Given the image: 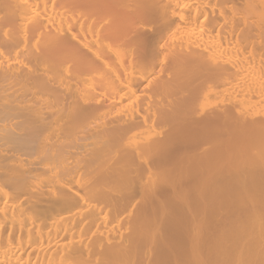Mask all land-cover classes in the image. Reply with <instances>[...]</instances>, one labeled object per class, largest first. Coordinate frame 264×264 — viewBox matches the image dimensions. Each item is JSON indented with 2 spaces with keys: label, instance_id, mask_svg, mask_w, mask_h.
Wrapping results in <instances>:
<instances>
[{
  "label": "bare ground",
  "instance_id": "bare-ground-1",
  "mask_svg": "<svg viewBox=\"0 0 264 264\" xmlns=\"http://www.w3.org/2000/svg\"><path fill=\"white\" fill-rule=\"evenodd\" d=\"M229 2L0 0V264H142L148 247L151 264H264V123L216 142L242 67L222 29L261 33L264 0L235 23ZM193 134L223 154L169 161Z\"/></svg>",
  "mask_w": 264,
  "mask_h": 264
},
{
  "label": "rangeland",
  "instance_id": "rangeland-1",
  "mask_svg": "<svg viewBox=\"0 0 264 264\" xmlns=\"http://www.w3.org/2000/svg\"><path fill=\"white\" fill-rule=\"evenodd\" d=\"M129 3L131 2V1H128ZM133 3V2H132ZM235 3V4H234ZM228 4V7H229V17H232V18H229L230 20H232L231 22L232 23H235L234 21L237 19V18H240V17H242V16H246V10H245V0L243 1V0H230V2L229 3H227ZM238 8H240V9H238ZM238 10H241V11H238ZM232 13V14H231ZM236 13V14H235ZM237 13L238 14H240V15H237ZM227 14H228V12H227ZM231 15V16H230ZM248 16V17H247ZM247 16H246V18H249V15L247 14ZM251 16V15H250ZM243 18V17H242ZM231 23V24H232ZM228 24V23H227ZM230 24V23H229ZM227 31L226 30H223L222 29V46H223V48L222 49H224L223 51H222V62L223 63H225V64H227L228 66L229 65H231V66H240V64L242 65V67H244L245 68V65H246V69H244V68H242L241 66H240V69H244L243 71L242 70H238V73H236V74H234V76L235 77H230V78H232L234 81H232L231 79H229L228 81L227 80H225V82L223 81L222 82V96H220V103H222V120H221V122H220V125H222V140L221 141H216L217 143H218V145L220 144V142H221V144H222V151L225 153L226 152V148H227V146L228 147H230L231 145H232V143H233V140L231 139V135H232V137H233V135L234 134H238V132L240 133V131H241V128H239V127H241V126H248V125H250V126H252L253 124H252V121L253 122H257L258 120L260 121V123H264V91L262 90V89H258V85H257V83L259 84V83H261V84H259V85H264V74H263V72H264V55H263V53H264V30H262V31H260L261 33H249L248 32V34L246 33L245 34V32H243V33H239V32H236V33H233V35L231 34V36H229V35H227V33H226ZM225 33V34H224ZM263 33V34H262ZM238 34H240V35H242V36H240V35H238ZM259 34V35H258ZM179 35H181V32L179 33H177L176 34V32H175V34L173 33V34H171V36L170 37H172V38H170L171 40H170V42H169V39L166 41V44L167 45H169V43L171 44L172 42H174V43H176V42H178L177 40H179L180 41V38H185V36H184V33H183V35H181V36H179ZM263 35V36H262ZM174 36V37H173ZM229 36V37H228ZM245 36V37H244ZM260 36V37H259ZM242 37H244V38H242ZM247 37V38H246ZM258 37V38H257ZM174 38V39H173ZM179 38V39H178ZM225 39V40H224ZM243 39V40H242ZM246 39V40H245ZM249 39V40H248ZM260 39V40H259ZM174 40V41H173ZM227 40H228V43H227ZM242 40V41H241ZM248 40V41H247ZM234 41V42H233ZM235 41H236V43H235ZM246 41H247V43H246ZM232 42V43H231ZM259 42V43H258ZM230 43V44H229ZM244 43V44H243ZM173 44V43H172ZM224 44H226V45H224ZM236 44V45H235ZM238 44H240V45H238ZM248 44V45H247ZM236 47H235V46ZM247 45V46H246ZM233 46H234V48H233ZM238 46V47H237ZM243 46V47H242ZM245 46H246V49H245ZM258 46V47H257ZM261 47H262V51H260L261 50ZM233 48V49H232ZM245 49V50H244ZM253 49H255V50H253ZM258 49V50H257ZM229 51V53H228V51ZM243 50V51H242ZM227 51V52H226ZM241 52V55H240V53H238V52ZM248 52V53H247ZM235 53V54H234ZM229 54V57L227 56ZM233 54V55H232ZM243 54V55H242ZM259 54V55H258ZM236 55V56H235ZM233 56V57H232ZM235 56V57H234ZM237 56H240V57H237ZM244 56V57H243ZM247 56V57H246ZM249 56V57H248ZM257 57V58H256ZM263 57V58H262ZM243 58H244V60H243ZM249 58V59H248ZM256 58V59H255ZM260 58H262V59H260ZM237 59V60H236ZM250 59H251V61H250ZM259 59V60H258ZM238 60H240V61H238ZM263 60V61H262ZM238 62H240V63H238ZM247 62V63H246ZM253 62V63H252ZM260 62V63H259ZM242 63H246V64H242ZM258 64V65H257ZM257 65V66H256ZM260 65V66H259ZM250 67V68H249ZM263 67V68H262ZM252 68V69H251ZM256 68V69H255ZM258 69H259V72H260V74H261V76H260V74H259V72H258ZM263 71H262V70ZM242 71V72H241ZM245 71V72H244ZM251 71V72H250ZM258 72V73H256V72ZM262 71V72H261ZM248 74H247V73ZM255 72V73H254ZM243 73V74H242ZM247 75H246V74ZM245 74V75H244ZM250 74V75H249ZM263 74V75H262ZM255 75V76H254ZM233 76V75H232ZM256 76H258L257 78L258 79H256ZM263 76V77H262ZM250 77V78H249ZM254 77V79L256 80V82H255V80L253 79V81H252V78ZM260 79V80H259ZM251 80V81H250ZM227 82V83H226ZM254 82V83H253ZM263 82V83H262ZM234 83V84H233ZM237 83V84H236ZM258 86V87H257ZM244 87V88H243ZM224 88H225V90H224ZM250 88V89H249ZM255 88H257V90L255 89V91H254V89ZM244 89V90H243ZM248 90V91H247ZM261 91L262 90V94H261V92H260V94L258 93L259 91ZM247 91V92H246ZM251 91L253 92H256V94L254 93V94H252L251 93ZM245 92V93H244ZM246 93H247V95L249 96V98H248V96L246 97ZM251 93V94H250ZM259 95H258V94ZM225 94V95H224ZM232 95V97H231V95ZM230 96V97H229ZM258 96H260V97H258ZM236 97V98H235ZM251 97V98H250ZM257 97V98H256ZM226 98V99H225ZM231 98V99H230ZM238 98V99H237ZM252 98H254L253 100H252ZM256 99V100H255ZM261 99H263V100H261ZM224 100V101H223ZM226 100V101H225ZM238 100H241V101H238ZM245 102H244V101ZM255 100V101H254ZM259 100V101H258ZM262 102H261V101ZM210 101V102H209ZM215 101V102H214ZM219 100L217 99V98H215V99H213V98H210V100H208L207 102H205V106H206V109L205 110H207V112L209 113L208 115H210V116H212L213 115V113H215L214 111H216V109H217V104L219 103L218 102ZM228 101V102H227ZM213 102H214V105H212L213 104ZM234 102V103H233ZM243 102V103H242ZM249 102V103H248ZM257 102H258V104H257ZM212 103V104H211ZM216 103V104H215ZM230 103V104H229ZM237 103L238 104H240V105H238V106H236L237 105ZM247 103V104H246ZM261 103V104H260ZM263 104V105H262ZM211 105V106H210ZM235 105V106H234ZM241 105H242V107H241ZM258 106V108H257V106ZM213 107V108H212ZM232 107H233V109H236V113H238V114H235V112L232 110ZM235 107V108H234ZM238 107H240V108H238ZM251 108V109H250ZM259 108H261V109H259ZM213 109H215V110H213ZM258 109V110H257ZM238 110V111H237ZM241 110V111H240ZM244 111V112H243ZM262 113H261V112ZM240 112H243V114L242 113H240ZM252 112H253V114H252ZM258 113H259V115H258ZM212 114V115H211ZM252 114V115H251ZM248 116H250L252 119H250V118H248ZM263 117V119H262V117ZM237 117H238V119H237ZM259 117V118H258ZM256 119H258V120H256ZM243 120V121H242ZM263 121V122H262ZM248 122V123H247ZM247 123V124H246ZM252 125H251V124ZM183 124H185V122H183L182 123V125ZM245 124V125H244ZM182 125H180V126H182ZM184 126V125H183ZM158 131H157V130ZM240 129V130H239ZM165 129H163L162 127L160 128V127H155V129H154V131H156V132H153L154 134H159V133H161V131L163 132ZM227 134H228V136H227ZM194 135V136H193ZM192 136L190 135V138H188L187 140H193L194 142H195V140L197 141V143H195V144H197V145H188L189 144V142H190V144H193V141L191 142V141H187V140H184L183 142H181L182 143V145H181V143L180 144H178L179 146H181V147H179V146H177L176 145V147L175 148H177L178 150H176L175 148V151L177 152L178 151V153H174L171 157L168 155V158H170L171 160H169V161H172V159L173 158H175L176 156H178V160L181 158V159H186V157L188 156L187 155V153L190 155V156H203L204 155V153H203V149H207V153L208 154H213L214 152L216 153V150L218 151V149H217V146L215 145L216 144V142H212V141H214V139H215V137L214 136H212L211 137V139H209L208 140V138L207 137H210V136H207L206 137V135H198V134H193ZM230 135V136H229ZM194 137V139H192V138ZM200 137H202L201 139H200ZM218 138H216L215 140H217ZM202 140V141H201ZM226 140V141H225ZM201 141V142H200ZM223 141V142H222ZM226 142V143H225ZM201 143V144H200ZM213 143V144H212ZM190 148L191 146H193V147H191L190 149L189 148H187L186 147V145ZM229 144V145H228ZM185 145V148H182V146H184ZM213 145H215L214 147H213ZM227 145V146H226ZM197 147V148H196ZM198 147H199V150H198ZM201 147H203V148H201ZM180 148V149H179ZM182 148V149H181ZM195 149V151H194V149ZM221 147H219V153H221L222 151H220L221 149H220ZM187 149H188V152H186L187 151ZM214 149H216V150H214ZM193 153H196V154H192V153H190V151ZM174 151V150H173ZM172 151V152H173ZM223 152H222V154H223ZM172 154V153H171ZM175 154H177V155H175ZM192 154V155H191ZM198 154V155H197ZM201 154V155H200ZM180 155L182 156H185V155H187L186 157H180ZM175 156V157H174ZM173 157V158H172ZM189 157V156H188ZM180 159V160H181ZM165 162V164H167L168 163V165H169V163H172V162ZM173 161H175V159L173 160ZM146 177H147V175H145L143 178H142V183H140V184H135V185H137V187L135 186V185H132V183H131V188H130V184L128 185L127 183H125V185H126V187L125 186H123V188H124V190H128V189H130V190H132V188L134 187V190L136 191V193L137 192H140V189H139V191H138V185H141L142 184V190H143V192H146L144 189L145 188H143L144 187V184H145V186L146 187H148L146 190H150V187H149V182H150V180H147L146 179ZM140 181V182H141ZM124 185V184H123ZM127 185H128V187H127ZM122 187L120 188V189H123ZM137 188V189H136ZM123 191V190H122ZM163 195H165V194H163ZM138 198L136 199V201H135V203H134V206L137 208H135L134 206H133V208L135 209V211H134V209L132 208V210H131V215H130V217H129V221H131L132 220V222L134 221V219H135V215H136V213L138 212V210H140V207H143V205L145 204V201L144 202H142L143 200H145L144 198H142V196L140 195V193H139V195H136ZM162 196V195H161ZM141 197V198H140ZM163 197V196H162ZM138 202H142L141 204H142V206H141V204H139ZM136 205H138V206H136ZM133 211V212H132ZM137 211V212H136ZM225 215L223 214V217H224ZM222 217V218H223ZM131 219V220H130ZM223 220V219H222ZM132 222H129L130 224L128 225V228H127V230L128 231H124L122 234L124 235V236H126V237H128V236H130V234H132V233H130V231L132 232V228H133V225H132ZM130 233V234H129ZM126 234V235H125ZM129 234V235H128ZM128 235V236H127ZM148 249V252H149V254H147V255H145V253H143L144 254V256H143V254H142V264H151L152 263V258H153V256H151V255H153V250H152V247H148L147 248ZM146 249V250H147ZM147 252V251H146ZM151 252V253H150ZM139 258H140V264H141V256L139 255L138 256ZM139 258H137V260H139ZM151 261V262H150ZM136 264H138V262L136 261Z\"/></svg>",
  "mask_w": 264,
  "mask_h": 264
}]
</instances>
